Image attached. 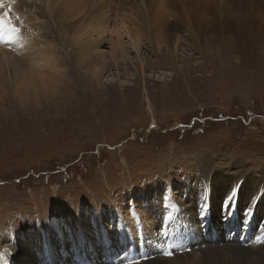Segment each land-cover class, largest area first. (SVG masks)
<instances>
[{"label": "rangeland", "instance_id": "obj_1", "mask_svg": "<svg viewBox=\"0 0 264 264\" xmlns=\"http://www.w3.org/2000/svg\"><path fill=\"white\" fill-rule=\"evenodd\" d=\"M178 6L162 12L167 23L142 31L143 42L153 41L141 48L144 70L130 48L134 63L108 62L96 78L90 67L80 68L99 56L80 55L71 32L63 37L55 24L57 35L47 39L56 43L57 37L65 55V62H58L64 81L54 74V62H30L18 77L25 92L14 98L0 92V239L12 235L25 252L33 234H40L57 252L69 251L80 217L101 221L109 234L122 219L127 228L135 220L132 226L151 231L135 243V229L120 246L111 240L119 264H264V24L258 17L251 28L232 27L194 12L192 27L186 26ZM252 13L263 14L260 8ZM92 27L83 30L87 44L100 41L110 61L114 27H94L95 32ZM122 37L129 48V36ZM175 39L179 53L172 51ZM107 77L115 80L106 82ZM51 83L57 85L54 91ZM157 196L170 200L184 219L197 220L199 234L158 225L161 212L156 221L149 217L145 209L157 204ZM164 205L159 207L169 212ZM207 208L212 224L201 221ZM250 217V233L242 234ZM42 219L55 237L46 234ZM208 226L211 235L204 233ZM162 235L164 251L153 243ZM184 236L188 246L182 244ZM235 236H246L243 247L228 243H235ZM209 245L218 251L206 252ZM228 249L237 252L220 255ZM169 251L173 254H164ZM88 255L95 264L109 260L102 245ZM71 260L68 253V264Z\"/></svg>", "mask_w": 264, "mask_h": 264}, {"label": "bare ground", "instance_id": "obj_2", "mask_svg": "<svg viewBox=\"0 0 264 264\" xmlns=\"http://www.w3.org/2000/svg\"><path fill=\"white\" fill-rule=\"evenodd\" d=\"M8 3H11V12L9 13L10 19L12 23L20 29V31L19 33L12 34V38L9 39L8 34L0 30V41L5 42V45H1L0 47L2 50V54L0 57L2 62L0 63V67H4V72H0V92L2 93L8 91L7 95L9 96V93H11L10 96L12 98H14V95L20 97L23 86H20L21 82H19L18 77L23 71V68L25 66H28L30 62H35L37 64H40L41 62H47L49 65H52V63L54 62V74L60 75L59 78L61 80L66 78V74H63V71H60L62 68L61 63H58L60 61L59 59H61L62 62H65V60L63 59L65 55H63V53L61 56L60 52L62 49L57 47L58 39L57 37H55L56 43L51 42L47 39L49 37V34L52 35L51 33L57 35V33L53 31L55 24H59L61 26V35L63 37L66 34L70 35L69 31L71 32V36L73 37L72 42L78 47L80 55L89 58L90 56L92 58L93 54L99 56L97 60L94 61L96 63L93 62L92 64H90L87 62L86 67L80 68L87 69V67H90L91 69L88 68V70H90L91 74L95 75L96 78H99L101 71H103L104 69H108V62L112 64L115 63L116 66L119 65L120 61L134 63V61H132V58L129 56L130 48L132 49V51L136 52V57L140 61L142 69H146V60H143L140 54L141 48L147 42H149V44H153V41L147 35H144L149 39L147 40V42H143V39L141 40V37H143L142 31L147 29L149 31L150 27H154V24L157 26L161 23L162 25L167 23L164 20H161V17L163 16L162 12L165 10H173L175 6L178 5L179 8L176 10V12H179L178 14L183 15V20H185L184 23L186 24V26H191L189 17L190 14L194 12V14L199 13V15H204V20L207 19L208 21H212V18H214V20L216 19L219 20V22H224L227 25H232V27L236 26L241 28H251V25H253L251 23H258V17L262 19L260 23L264 24V0H32L31 2H28L27 0H20L18 3H16V0H6V7L0 10V14L9 12ZM258 8L261 9L263 14L260 16H254V14L252 13V9L258 10ZM152 12L155 14L153 19L151 17ZM17 17H19V19H17ZM52 19H54L55 23L53 22L52 24H50L49 20L53 21ZM215 22L216 21H214V23ZM181 23L182 21L180 23H174L173 26L179 27ZM90 25H94V27L105 31L109 30L110 27H114V30L112 29L111 31L113 32L112 34L116 36V38L110 39V42L108 40L109 38H106L109 42L108 44L111 47V51L109 54L110 56H108L110 57V61L105 56V53L101 51V44L99 45L100 41L94 43L93 45H90L92 44L91 42H89V45L87 44L88 38L85 37L86 35L83 30L88 26L90 27ZM94 27H92L93 31L95 30ZM223 27L226 26L224 25ZM105 31L103 33H105ZM123 35L129 36L130 38V42H128L130 43L129 48L126 46L128 45L126 44L127 41L124 42V39L122 40ZM246 35H248V33ZM96 39L99 40L101 39V37ZM239 40L248 41L246 36H240ZM177 44L178 39H175L173 45H176V47H174L172 51L179 53L180 49L177 48ZM159 49H161V46L159 47ZM15 51H17V53H15ZM17 55H22V57L16 60ZM73 56L74 54L72 53L71 57ZM6 63L8 65H6ZM53 67L51 69H53ZM158 71H160V69ZM161 71L162 72H160V74L163 75L161 77L166 82L167 74L163 69H161ZM117 79L121 81L120 76ZM111 80H115V77H107V81H105L109 82ZM54 83L48 85V87L53 91L55 90V87H57V85ZM124 84L125 83L123 81L122 85ZM148 101L150 104L149 97ZM157 198L160 197L157 196ZM163 202L165 204L164 206H167V208L169 209V212H164V209L162 207H159L163 204ZM206 206L207 205H205V207ZM208 209L209 208H207V210ZM145 211L149 217L152 218L153 216H155V221L158 213L161 212L162 216L161 218L159 216L158 225L165 227L167 226L168 229L174 230L178 234H183L186 227H189L192 232L199 234L196 228L197 220L192 221L184 219L185 214L180 215L178 210H173V207L170 204V200L165 202L162 201V198H160V200L157 201V204L155 203L152 206H148ZM252 211L253 210L249 212L252 213ZM170 212L172 213L169 214ZM200 215L205 216V219L203 218L204 220L201 219V221L203 222H210L211 224L216 222L215 219L211 216L212 211L210 210H208L207 213L206 210L202 211ZM229 218L230 217H227V219L230 221ZM61 221L62 220L60 219V223ZM122 221L123 222H120V225L117 228L113 227L114 232L109 234L104 226L102 227L103 224L101 225V221L100 223L95 218L87 219L85 217H80L77 220L76 225L73 227L74 237L69 238V242H71L69 251L64 250L63 247L60 251L57 252V246L49 243L48 239H42L43 236L40 234H33L34 237L29 240L28 249L23 252L22 249L15 243L16 241L12 235H5L0 239V264H55V261L58 260L61 261L62 264H68V253L69 257H72V260L69 264H95V262H93L88 254L91 251H95L100 245H102V247L106 250V255L108 256L107 259H109L105 261L108 262L106 264H119V257L117 258L115 253H112V251L110 250L111 240L117 239L118 245L124 243L125 240L128 239L125 234L129 232L130 236L135 233V236L138 238L137 239L135 237L136 239H132L133 243H135L136 241L141 240V234L144 235L145 233L146 237V233H150L151 231L148 228L147 229L149 231H146V229L144 230V227H142L141 225L137 228L132 226L135 220L131 221V223H128V228L126 227V225H124V219H122ZM250 221H253L252 217L249 218L247 224L245 223V229L243 228L242 234L250 233L251 228H248L250 227L248 226L250 224ZM42 222L46 234L49 237H55L56 233L52 234V231H50V223L48 222L47 224H44L43 219ZM207 228H209L210 232L208 230L204 233H207V235H211L213 231L212 227L208 226ZM133 229H135L134 233L131 231ZM27 231L29 232V230ZM200 232L203 231L200 230ZM221 239L218 241V243H221ZM245 239L246 236H235V243L231 242L230 240L228 243H239L243 247L245 245ZM166 241V238L162 235L160 240H155L153 243L157 249H161L164 251L167 249ZM172 241L173 237L167 243H170ZM182 244H184L185 246L189 245V241L186 236H184ZM209 246L210 247L206 249V252L212 253L218 251L216 250V247L212 248L213 245ZM227 246L230 247V245ZM133 247L138 248V242L134 244ZM228 252L235 254L237 250H219L221 256H226ZM177 253L178 252H176L175 254ZM185 255L187 256V254ZM250 257L251 256H249V258Z\"/></svg>", "mask_w": 264, "mask_h": 264}, {"label": "snow or ice", "instance_id": "obj_3", "mask_svg": "<svg viewBox=\"0 0 264 264\" xmlns=\"http://www.w3.org/2000/svg\"><path fill=\"white\" fill-rule=\"evenodd\" d=\"M6 0H0V8L5 6ZM9 12L0 14V30L8 34L9 39L12 38V34L19 33L20 29L12 23L9 13L11 12V3H8ZM19 19V17H17ZM165 255H172L171 251L164 253Z\"/></svg>", "mask_w": 264, "mask_h": 264}]
</instances>
